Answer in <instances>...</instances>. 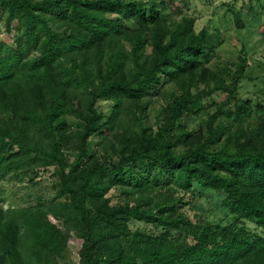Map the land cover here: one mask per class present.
<instances>
[{"label":"trees","instance_id":"1","mask_svg":"<svg viewBox=\"0 0 264 264\" xmlns=\"http://www.w3.org/2000/svg\"><path fill=\"white\" fill-rule=\"evenodd\" d=\"M197 1L0 0L18 34L0 42V180L55 178L48 201L0 199V264H66L73 237L79 264H264V102L240 97L247 58L210 66L222 41L197 31ZM212 108L191 131L185 119ZM195 186L234 221L189 218Z\"/></svg>","mask_w":264,"mask_h":264},{"label":"rangeland","instance_id":"2","mask_svg":"<svg viewBox=\"0 0 264 264\" xmlns=\"http://www.w3.org/2000/svg\"><path fill=\"white\" fill-rule=\"evenodd\" d=\"M249 0H198L191 10V14L196 16L197 31L207 28L215 43H222L218 46L216 56L212 57L210 66L222 71L230 67L231 63L239 61L243 56L249 60L250 68L247 71L246 80L241 84L240 97L243 100H252L255 103L264 102V0H254L253 11L260 13V21H256L248 15ZM242 14L246 27L239 29L240 23L236 21V16ZM18 34L14 31L8 34L5 22L0 18V42L11 43ZM171 89L173 87H170ZM216 102H222L226 96L216 94ZM209 100H206L207 104ZM164 105V100L159 99L154 105L153 111L148 118V124L154 129L158 128L157 115ZM101 112L109 118L112 106L102 102L99 105ZM216 112L215 108L197 118H187L191 131L199 130L208 120V115ZM98 147V139L93 137L90 141V151L94 153ZM54 171H42L38 176L11 175L0 180V199L4 201L5 208H17L37 203L38 198L50 200L54 195L52 185L54 184ZM114 204L122 200L120 192L112 191L109 195ZM191 201L190 207L185 209V213L194 222L203 221L212 224L227 226L234 221V217L223 206L224 196L213 191H204L195 186L194 192L187 196ZM133 230L144 228L151 230L143 224L134 223ZM248 228L255 230L253 224H248ZM264 235V233H263ZM81 242L75 237L70 242L66 264H79V251Z\"/></svg>","mask_w":264,"mask_h":264}]
</instances>
